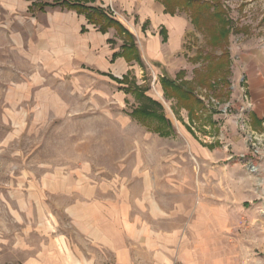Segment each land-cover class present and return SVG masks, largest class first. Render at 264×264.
Instances as JSON below:
<instances>
[{
	"label": "rangeland",
	"instance_id": "374dc122",
	"mask_svg": "<svg viewBox=\"0 0 264 264\" xmlns=\"http://www.w3.org/2000/svg\"><path fill=\"white\" fill-rule=\"evenodd\" d=\"M32 1L45 0H0V264H145L110 243L119 210L131 204L147 221L153 202L179 211L162 223L181 226L169 264H264V118L257 127L244 73V56H264V0H207L199 27L188 9L153 13L155 0L147 14L106 4L136 36L141 61L131 63L112 59L115 29ZM162 67L184 71L203 104L192 116L164 95ZM137 91L160 104H149L156 117L133 114L145 102ZM215 222L213 244H202ZM126 227L123 218L121 243Z\"/></svg>",
	"mask_w": 264,
	"mask_h": 264
},
{
	"label": "crops",
	"instance_id": "0c3cea01",
	"mask_svg": "<svg viewBox=\"0 0 264 264\" xmlns=\"http://www.w3.org/2000/svg\"><path fill=\"white\" fill-rule=\"evenodd\" d=\"M152 1L150 3L153 8ZM102 2H103L102 5L103 7H106V4L108 5L111 4L116 11H119V9L122 10L121 7L124 6L126 10H136L137 13H143V14L149 13L147 12V9L150 3L147 0H102ZM157 2L158 1H156V3ZM158 3L160 7L157 8L156 5H154V10H152L153 13H156V11L157 12L164 11L162 4L160 2ZM165 14H167L166 15L167 18H172L173 16L168 13ZM116 19L119 20L118 18ZM161 22L164 23L163 20H161ZM166 22L168 24L167 19ZM124 26L130 32H132L126 25ZM162 27L163 26H161V28ZM257 50L259 51V48H257ZM256 54L257 56L256 55L250 57L244 56V59L249 58V60L246 63H244L246 66V68L244 69V73L246 76L248 94L250 96L251 101L254 104L252 115L254 116L255 119V125L259 127L261 119L264 118V56H262V52L261 53L256 52ZM249 55H251V53H249ZM229 136L231 142H234L238 138L236 134V130L233 127L230 129ZM239 143L240 145L236 147L238 148L240 147L241 149H244V145H242L241 142ZM230 156L231 154L230 155L228 154L226 157H224L225 158L224 160H229ZM258 165H259V174L264 179V160L258 162ZM129 207H130L129 212H127L125 208L122 211L119 210V214L117 216V229L115 226V230H114L116 234L115 236H118L119 239L121 240L122 220L124 218V220H126L128 223V229L127 227L125 228V233L128 238V241L124 240L123 243H121L120 240H118V242H116L115 244L113 242H111L110 244L117 245L119 247H121V245H124L125 247L126 246L130 247V249L128 248V250L130 252L129 254L131 261L135 262L137 260V256L135 257V253L137 251H141L142 254L145 256V264H169V262H171L170 255L177 250L179 244V240L181 236V226L177 224H174L173 226L170 225L167 226L168 224H166V226H163L162 223L163 222L169 223L171 218L175 217L179 211L177 209H174L172 212L171 211L169 212L167 210H164L163 207H160L157 203L153 202L150 204V208L148 209L149 220L143 221L139 219L138 216L134 214L132 215L131 204ZM224 208L226 213L228 208L226 205L224 206ZM216 210L221 211L224 209L223 208L218 209L217 207ZM216 226H217L216 222L212 223V227L210 225V227L207 229L208 237L205 238L202 244H206V243L207 245L213 244L212 238H214L213 236L216 233ZM101 236L106 240L109 239V235L107 234V231L106 233L103 231V233H101ZM121 249H119L118 252L115 254L116 262H120L122 256L125 255L123 253L124 251H121ZM131 253H134L133 254L134 258H131ZM195 253H197V251ZM198 260H199L198 258H195L194 264H197Z\"/></svg>",
	"mask_w": 264,
	"mask_h": 264
},
{
	"label": "trees",
	"instance_id": "16d2710c",
	"mask_svg": "<svg viewBox=\"0 0 264 264\" xmlns=\"http://www.w3.org/2000/svg\"><path fill=\"white\" fill-rule=\"evenodd\" d=\"M160 2L164 7V12L169 13L170 15H174L179 9H188L191 21L199 27L201 22L204 24V20H202V16L204 14H208L212 16V13L209 10V1L207 0H156ZM202 1V2H200ZM92 2V4H90ZM31 6L37 7L40 11H44L45 7L50 8H60L66 10H72L78 15H83L86 22L88 24L93 25L100 33H106L110 28L115 29L116 34L121 38L122 43L120 45V50L116 51L112 54V59L117 57H123L127 63H131L132 61H141L140 52L136 45V37L132 32H130L119 20L113 17L110 14L109 8L103 7L101 4L96 3V0H50V1H41V2H31ZM214 17H216L214 15ZM145 24L143 23L142 26ZM85 26H81V32H84ZM165 31V28H161L160 32ZM165 33V32H163ZM152 64L156 67L160 66L158 61H152ZM162 77L160 78L161 86L164 95H175L178 98V101L181 102L183 107H187L189 109V114L192 116V110L194 109L195 104H200L198 106H203L202 102L195 98L192 90L186 88L187 81L182 79L183 70H179L174 77H171L168 73H166L165 69L162 67ZM110 78L117 81L119 84H126V91L130 90L133 92L135 88L132 90L131 87H134V82L130 81L129 75H123L121 79L113 78L110 74L108 75ZM180 83H179V82ZM210 82L206 81L208 86H210ZM131 84V85H130ZM131 86V87H130ZM188 87V86H187ZM125 88V85H124ZM129 88V89H127ZM209 88V87H208ZM139 91V90H138ZM136 92L138 98L142 97L145 99V102L142 106L135 108L132 112L136 117H156V114L153 109H149V104L154 105L156 107H160V104L150 99L147 96L143 95V92ZM148 103V105H147ZM195 103V104H194ZM202 104V105H201ZM164 120V119H162ZM168 132L165 131L164 134ZM161 134H163L161 132Z\"/></svg>",
	"mask_w": 264,
	"mask_h": 264
},
{
	"label": "built area",
	"instance_id": "2783aa9c",
	"mask_svg": "<svg viewBox=\"0 0 264 264\" xmlns=\"http://www.w3.org/2000/svg\"><path fill=\"white\" fill-rule=\"evenodd\" d=\"M264 125V124H263ZM260 142L258 141L256 144H255V146H261L262 148H263V151H262V153L264 154V144H259ZM258 152V151H257Z\"/></svg>",
	"mask_w": 264,
	"mask_h": 264
}]
</instances>
